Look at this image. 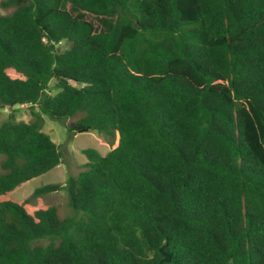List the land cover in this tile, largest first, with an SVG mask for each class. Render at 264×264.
Segmentation results:
<instances>
[{
  "label": "trees",
  "instance_id": "1",
  "mask_svg": "<svg viewBox=\"0 0 264 264\" xmlns=\"http://www.w3.org/2000/svg\"><path fill=\"white\" fill-rule=\"evenodd\" d=\"M14 105L32 120L0 124V264H264V0H0ZM45 116L119 141L82 150L65 218L5 198L61 162Z\"/></svg>",
  "mask_w": 264,
  "mask_h": 264
},
{
  "label": "rangeland",
  "instance_id": "2",
  "mask_svg": "<svg viewBox=\"0 0 264 264\" xmlns=\"http://www.w3.org/2000/svg\"><path fill=\"white\" fill-rule=\"evenodd\" d=\"M10 11V10H8ZM5 11V12H8ZM58 51L63 52L71 44L69 41H62L57 45ZM56 80L50 81L48 91L55 94L57 90H53ZM76 87H81L82 84L71 82ZM13 114L19 121L30 122L32 115L28 105H14L8 109H0V124L7 120ZM44 127L42 130L49 134L50 137L59 145L61 153V162L49 172L38 175L23 184L17 189L15 188L5 198L21 202L27 200L25 209L28 213H33L34 210L55 207L61 218H65L72 213L69 206V194L65 186L66 181L70 177H76L85 167L87 158L83 154V149H97L102 154H106L111 148L118 146V137L113 140L106 141L102 135L93 130H86L77 133H69L67 125L74 121L73 119L61 122L53 120L47 116L44 117ZM4 158L0 154V163ZM2 172L0 165V173ZM47 184H59L60 189L49 193L35 194L37 188H41ZM46 242V241H44Z\"/></svg>",
  "mask_w": 264,
  "mask_h": 264
},
{
  "label": "water",
  "instance_id": "3",
  "mask_svg": "<svg viewBox=\"0 0 264 264\" xmlns=\"http://www.w3.org/2000/svg\"><path fill=\"white\" fill-rule=\"evenodd\" d=\"M171 260L169 253H163V259L159 264H162L163 262H169Z\"/></svg>",
  "mask_w": 264,
  "mask_h": 264
}]
</instances>
